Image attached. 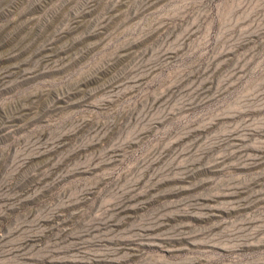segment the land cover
<instances>
[{"label": "rangeland", "instance_id": "374dc122", "mask_svg": "<svg viewBox=\"0 0 264 264\" xmlns=\"http://www.w3.org/2000/svg\"><path fill=\"white\" fill-rule=\"evenodd\" d=\"M0 264H264V0H0Z\"/></svg>", "mask_w": 264, "mask_h": 264}]
</instances>
